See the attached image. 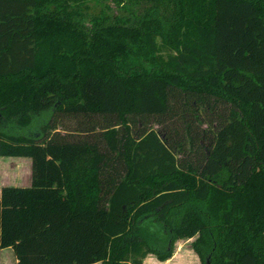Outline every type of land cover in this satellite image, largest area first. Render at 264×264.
I'll return each mask as SVG.
<instances>
[{"label":"trees","instance_id":"1","mask_svg":"<svg viewBox=\"0 0 264 264\" xmlns=\"http://www.w3.org/2000/svg\"><path fill=\"white\" fill-rule=\"evenodd\" d=\"M0 156L17 264H264V0H0Z\"/></svg>","mask_w":264,"mask_h":264},{"label":"rangeland","instance_id":"2","mask_svg":"<svg viewBox=\"0 0 264 264\" xmlns=\"http://www.w3.org/2000/svg\"><path fill=\"white\" fill-rule=\"evenodd\" d=\"M163 54H167L163 52ZM205 118L207 114L203 112ZM81 121L77 118L60 117L57 120L58 131L64 135L67 129L71 132L80 127ZM172 124V122H170ZM138 125V126H137ZM165 124H158L156 119H148L144 124H133L134 130L139 129H153L159 131ZM206 127V125H204ZM72 134V133H70ZM78 136L77 133H74ZM28 158H12L0 156V186L3 184L6 186L17 185L16 182H21L28 175L29 161ZM11 184V185H10ZM198 235L193 238H179L171 239L166 238L162 241L161 245L157 247L159 252L168 251L170 257L161 261L157 255L149 254L146 259V264H212L211 256L207 255L203 259L196 252L194 245L198 240ZM16 257L11 249L0 250V264H15ZM101 264V263H99Z\"/></svg>","mask_w":264,"mask_h":264},{"label":"crops","instance_id":"3","mask_svg":"<svg viewBox=\"0 0 264 264\" xmlns=\"http://www.w3.org/2000/svg\"><path fill=\"white\" fill-rule=\"evenodd\" d=\"M29 161L30 162H29V168H28V175L25 177V179L22 180V183L21 182H16L17 185H13V186H17V187H28V186L31 185V180H32V163H31V160H29ZM5 186L6 185H4V184L2 186H0V197H1V190ZM146 262H147V259L144 260V264H146ZM15 264H17V260H15Z\"/></svg>","mask_w":264,"mask_h":264}]
</instances>
